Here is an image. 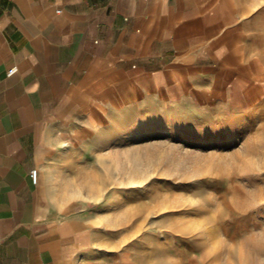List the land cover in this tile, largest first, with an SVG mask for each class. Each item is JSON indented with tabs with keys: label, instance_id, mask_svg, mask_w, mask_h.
<instances>
[{
	"label": "crops",
	"instance_id": "obj_1",
	"mask_svg": "<svg viewBox=\"0 0 264 264\" xmlns=\"http://www.w3.org/2000/svg\"><path fill=\"white\" fill-rule=\"evenodd\" d=\"M244 14L240 0H0V264H95L92 218L52 199L46 161L131 108L233 96L252 71Z\"/></svg>",
	"mask_w": 264,
	"mask_h": 264
},
{
	"label": "rangeland",
	"instance_id": "obj_2",
	"mask_svg": "<svg viewBox=\"0 0 264 264\" xmlns=\"http://www.w3.org/2000/svg\"><path fill=\"white\" fill-rule=\"evenodd\" d=\"M240 6L233 96L131 108L46 161L52 199L92 218L95 264H264V0Z\"/></svg>",
	"mask_w": 264,
	"mask_h": 264
},
{
	"label": "built area",
	"instance_id": "obj_3",
	"mask_svg": "<svg viewBox=\"0 0 264 264\" xmlns=\"http://www.w3.org/2000/svg\"><path fill=\"white\" fill-rule=\"evenodd\" d=\"M17 68L13 67L9 70V73H13ZM37 176H38V170L37 169H33L31 171V177L32 179L36 182L37 181Z\"/></svg>",
	"mask_w": 264,
	"mask_h": 264
}]
</instances>
